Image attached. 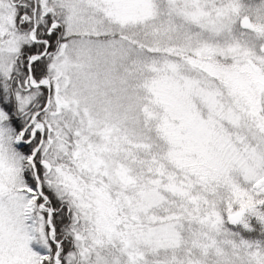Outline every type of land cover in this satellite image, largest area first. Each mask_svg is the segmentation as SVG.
Listing matches in <instances>:
<instances>
[{"label":"snow or ice","instance_id":"obj_1","mask_svg":"<svg viewBox=\"0 0 264 264\" xmlns=\"http://www.w3.org/2000/svg\"><path fill=\"white\" fill-rule=\"evenodd\" d=\"M0 264H264V0H0Z\"/></svg>","mask_w":264,"mask_h":264}]
</instances>
